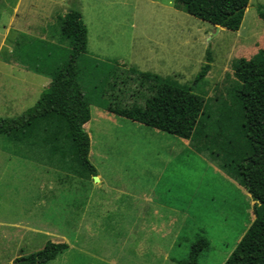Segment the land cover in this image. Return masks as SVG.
<instances>
[{"label": "rangeland", "instance_id": "rangeland-1", "mask_svg": "<svg viewBox=\"0 0 264 264\" xmlns=\"http://www.w3.org/2000/svg\"><path fill=\"white\" fill-rule=\"evenodd\" d=\"M258 4L264 0H250L238 31H217L175 0H0V118L32 107L51 81L12 58L15 43L37 41L48 51L57 44L66 56L59 22L71 7L81 10L88 29L86 87L96 83L97 71L125 65L191 87L213 117L237 111L232 63L264 47ZM208 50L209 70L195 82ZM84 127L103 185L71 173L41 143L0 135V264H19L16 258L48 241L67 242L69 249L47 264H178L174 260L186 259L201 235L210 245L199 264H224L255 217V201L243 185L189 140L97 104ZM143 206V221L157 219V231L141 227Z\"/></svg>", "mask_w": 264, "mask_h": 264}, {"label": "trees", "instance_id": "trees-1", "mask_svg": "<svg viewBox=\"0 0 264 264\" xmlns=\"http://www.w3.org/2000/svg\"><path fill=\"white\" fill-rule=\"evenodd\" d=\"M249 2L175 0V6L212 25L238 31ZM256 10L264 23V5L258 4ZM59 23L60 38L69 44L66 56L60 52L67 48L57 44L48 51L37 41L28 47L23 41L21 45L15 43L12 58L51 81L32 107L18 116L0 118V135L19 144L41 143L49 155H59L62 162H67L69 171L85 177L98 176L89 159L91 139L84 127L91 118L92 104L189 140L195 151L216 162L255 201L254 220L224 264H264V47L250 58L233 61L237 84L230 94L237 111L226 109L213 117L205 113L206 98L191 87L125 65L97 71L92 76L96 83L86 87L88 29L83 14L79 8L71 7ZM210 62L208 50L206 64L195 82L205 77ZM132 81L141 89L132 88ZM78 93L81 95L76 96ZM209 245L201 235L192 243L186 259L174 261L199 264L201 253ZM68 248L67 242L48 241L43 249L18 257L15 262L47 264Z\"/></svg>", "mask_w": 264, "mask_h": 264}, {"label": "crops", "instance_id": "crops-1", "mask_svg": "<svg viewBox=\"0 0 264 264\" xmlns=\"http://www.w3.org/2000/svg\"><path fill=\"white\" fill-rule=\"evenodd\" d=\"M222 29V28H221ZM71 173H73V172H71ZM98 178H99V184H101V185H103L104 183H103V179L99 176V174H98V176H97ZM86 178H90V179H92L93 177H86ZM149 202H153V198H150L149 199ZM145 208H146V206H143V207H141L140 209H139V216H138V218L139 219H141V227L142 228H146L148 225H149V228L151 229V231L152 230H154V231H157L158 230V225H157V219H156V222H150V223H147V221H146V219H145V221H143V218H144V216L142 215L143 214V212H144V210H145ZM153 212H154V214H155V216H156V218H157V215H158V209H157V206L156 207H154V211L152 210V214H153ZM69 249V248H68ZM165 254H166V252H165ZM167 255V254H166Z\"/></svg>", "mask_w": 264, "mask_h": 264}, {"label": "water", "instance_id": "water-1", "mask_svg": "<svg viewBox=\"0 0 264 264\" xmlns=\"http://www.w3.org/2000/svg\"><path fill=\"white\" fill-rule=\"evenodd\" d=\"M215 28L217 29V31H220L222 27L219 26V25H216ZM93 179H94L95 181L99 182V178H98L97 176H93Z\"/></svg>", "mask_w": 264, "mask_h": 264}]
</instances>
